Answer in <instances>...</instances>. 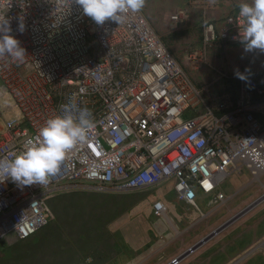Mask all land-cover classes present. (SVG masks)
Here are the masks:
<instances>
[{
	"label": "built area",
	"instance_id": "2783aa9c",
	"mask_svg": "<svg viewBox=\"0 0 264 264\" xmlns=\"http://www.w3.org/2000/svg\"><path fill=\"white\" fill-rule=\"evenodd\" d=\"M184 1L171 22L193 8L205 19L193 62L204 63L213 45L241 44L238 4L216 15L224 0ZM3 21L26 58L0 59V159L26 150L48 119L62 115L61 104L76 106L74 118L89 108L94 127L47 186L0 182V243L33 237L62 192L129 193L171 182L176 199L198 210L199 196L224 200L219 188L231 174L264 175V87L252 73H243L247 82L237 78L234 95L213 97L211 84L189 77L142 11L97 25L74 0H0ZM166 211L163 202L152 204L156 217Z\"/></svg>",
	"mask_w": 264,
	"mask_h": 264
},
{
	"label": "crops",
	"instance_id": "0c3cea01",
	"mask_svg": "<svg viewBox=\"0 0 264 264\" xmlns=\"http://www.w3.org/2000/svg\"><path fill=\"white\" fill-rule=\"evenodd\" d=\"M241 1L249 3V0ZM239 3L241 2L236 0H224L222 7L214 12L216 15L222 14L224 10ZM238 53L240 62L237 69L239 72L262 77L261 82L258 80V83L264 87V53L259 50L245 52L243 45L238 49ZM237 69H232V74ZM246 69L249 71L245 72ZM263 116L258 115L261 120ZM240 181L242 182L238 185ZM253 181L246 172L231 174L219 188V192L224 195V200L213 204L209 202V197L199 196L198 210L185 206L176 197L170 201L165 199L164 202L162 198L154 200L152 204L158 200L163 202L167 208L165 215L150 223L157 231L156 235L161 237L160 245L156 247H132L128 244L120 246L117 242L125 239L119 235L116 237L114 234L111 236L112 240L109 235L105 237L111 241L110 247H87L89 230L96 232V238H103L101 235L102 231L105 232L103 227H107L109 223H112L110 226L113 227L120 226L127 221V225L132 224L133 226L141 219L136 213L125 212L114 216H110L111 214L108 216V212L102 211L59 212L55 209L61 202L58 201L59 198H55L50 203V210L54 209V214L51 211L52 220L57 221L60 226L54 227L55 236L44 240L39 237L37 244H34L36 237L43 230L40 229L30 239L8 238L2 245L0 243V264H87L89 257H91V264H166L188 251L194 245L192 242L200 241L199 239L207 230L214 228L216 230L254 203L258 197L256 191L258 189L254 184L258 182ZM239 188H244L245 194L238 192ZM71 196L73 195L61 197ZM86 198L95 201L97 198H106V196L102 193L96 197L86 195ZM152 204L149 210L150 215L154 217ZM90 207H92L91 204ZM94 221L101 222L94 223ZM91 226L92 229H90ZM125 230L129 232V229ZM260 237H264V199L207 242L188 253L179 264H243L247 257L253 255L255 249L264 247V238L259 241ZM178 238L185 241L177 243ZM127 242L130 243V239Z\"/></svg>",
	"mask_w": 264,
	"mask_h": 264
},
{
	"label": "rangeland",
	"instance_id": "374dc122",
	"mask_svg": "<svg viewBox=\"0 0 264 264\" xmlns=\"http://www.w3.org/2000/svg\"><path fill=\"white\" fill-rule=\"evenodd\" d=\"M236 1L242 2L241 0ZM248 2L251 3V0ZM182 7H184L183 0H146V4L142 12L153 29L171 49L175 58L181 64L185 72L196 84L205 82V84H211L210 93L213 97H218L221 94L232 95L234 93L237 80L236 76L232 74V69H237L238 67L237 65L240 62V59H238V49L242 44H231L226 46L213 45L212 47L206 49V61L204 63L193 62L192 56L202 52L203 50L202 34L205 19L201 10L193 8L189 10L187 19L183 20L181 23L175 24L171 22L170 16ZM185 65L188 66L185 67ZM253 75L256 76L255 74ZM256 77L259 81L262 80V77ZM262 120L264 122V116ZM254 181L258 182V184H254L258 189L256 190L258 192V197L256 199H258L264 195V175L259 180ZM241 182L242 181L237 184L239 185ZM243 189L239 188L237 191L240 193L244 192L245 194ZM101 194L102 193L100 192L66 191L56 195L52 199L59 198L58 201L61 203L58 204L55 209V211L59 212L66 211L82 213L87 211L89 213L91 211H102L104 213L108 212V216L110 214V216H114L115 214L125 212L136 213L137 217L141 219L136 221L133 226L132 224L127 225V221L125 220H123V222L125 221L124 224L120 226L112 227L110 226L112 223H109L107 227H103L105 228V232L102 231V234L100 233L103 238H96V232H90L89 230L86 244L87 247H110L111 241L105 237L106 235H109L111 238L113 234L116 237L119 235L125 239L124 241L122 240L117 242L120 246L128 244L132 247H156L160 245L159 239L161 237L156 235L157 231L152 227V225H150L151 221H154V219L159 217L151 216L149 208L152 202L156 199L162 198L161 200L164 202L165 199L170 201L175 198L171 182H165L158 185L156 188L136 192L103 193L106 198H97L95 201L94 199L90 201V198H86V195L96 197ZM64 195L73 196L61 197ZM52 199L49 201V207ZM90 204L92 207H90ZM51 211L54 214L53 208ZM99 222L101 221H94V223ZM102 222H104V220ZM54 227H60L58 222L52 219L49 220L48 224L42 228L43 230L36 237L34 244H37V239L39 237L44 240L55 236ZM92 228L93 227L91 226L90 229ZM125 229H129V232ZM214 230L215 228L207 230L202 238ZM263 238L264 237H260L258 240L261 241ZM128 239H130V243L127 242ZM7 240L8 239L3 240L1 245ZM96 240H98V242ZM181 241L185 240H180L178 238V241L176 242L182 243ZM195 241L192 243L195 244ZM244 263L264 264V247L255 249L253 255L247 257L243 264Z\"/></svg>",
	"mask_w": 264,
	"mask_h": 264
},
{
	"label": "clouds",
	"instance_id": "9594fccd",
	"mask_svg": "<svg viewBox=\"0 0 264 264\" xmlns=\"http://www.w3.org/2000/svg\"><path fill=\"white\" fill-rule=\"evenodd\" d=\"M85 16L97 25L111 20L122 24L129 13L135 14L143 10L146 0H74ZM215 3V0H211ZM241 18L240 43L245 52L264 53V0H251L237 5ZM23 31V26H19ZM7 21L0 22V59L12 62H23L25 50L11 34ZM249 70L246 69L245 72ZM236 78L247 82L248 77L234 70ZM76 106L61 104L62 115L46 121L34 140H28V147L13 159H0V182L11 178L19 187L39 184L47 186L50 178L56 175L68 152L77 144L84 143L94 127L92 111L87 107H79L78 118H74ZM87 264H91V257Z\"/></svg>",
	"mask_w": 264,
	"mask_h": 264
},
{
	"label": "water",
	"instance_id": "95a60500",
	"mask_svg": "<svg viewBox=\"0 0 264 264\" xmlns=\"http://www.w3.org/2000/svg\"><path fill=\"white\" fill-rule=\"evenodd\" d=\"M263 199H264V195L262 197H260L259 199H257L254 203H252L251 205H249L247 208H245L244 210H242L236 216L232 217V219H230L229 221H227L224 225L220 226L219 228H217L216 230H214L213 232H211L209 235H207L204 238H202L200 241H198L196 244H194L188 251H186L185 253H183L182 255H180L179 260H182L188 253L192 252L197 247H199L200 245H202L205 242H207L210 238H212L220 230H222L224 227H226L227 225H229L230 223H232L233 221H235L236 219H238L241 215H243L245 212H247L253 206H255L256 204H258L259 202H261Z\"/></svg>",
	"mask_w": 264,
	"mask_h": 264
}]
</instances>
